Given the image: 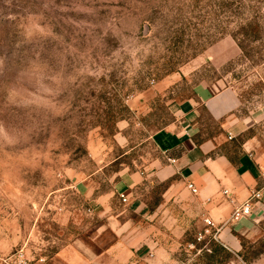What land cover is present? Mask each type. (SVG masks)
Instances as JSON below:
<instances>
[{"label":"rangeland","instance_id":"obj_1","mask_svg":"<svg viewBox=\"0 0 264 264\" xmlns=\"http://www.w3.org/2000/svg\"><path fill=\"white\" fill-rule=\"evenodd\" d=\"M214 81L264 107V0H0V264H98L114 240L78 183L125 211L124 171L179 264H264V208L233 248L157 175L171 102Z\"/></svg>","mask_w":264,"mask_h":264},{"label":"crops","instance_id":"obj_2","mask_svg":"<svg viewBox=\"0 0 264 264\" xmlns=\"http://www.w3.org/2000/svg\"><path fill=\"white\" fill-rule=\"evenodd\" d=\"M170 110L173 121L153 135L167 157L157 175L162 180L179 175L181 186L194 195L201 212L220 226L219 236L234 248L237 242L231 231L243 234L252 230L264 208V107L246 109L234 87L214 81L197 83L188 96L174 99ZM142 175L141 171H124L116 192L127 198L125 211L136 212L146 224L125 218V211L117 209L111 197L92 196L89 183H78V193L88 197L89 204L104 217L99 238L107 233L114 240L98 254V264H107L108 256L112 264H129L130 259L131 264H179L173 257L171 234L161 230L158 213L148 208L140 192ZM169 190L174 191L175 186ZM255 192L262 196L251 200L252 213L231 221L234 209ZM180 230L179 234L186 231L185 227ZM181 237H174L173 243Z\"/></svg>","mask_w":264,"mask_h":264},{"label":"built area","instance_id":"obj_3","mask_svg":"<svg viewBox=\"0 0 264 264\" xmlns=\"http://www.w3.org/2000/svg\"><path fill=\"white\" fill-rule=\"evenodd\" d=\"M188 187L194 192V193H197V188L194 186L193 183H189L188 184ZM227 191H225L226 193ZM261 194L260 192H255L251 199L246 201L244 204L240 205L239 207L235 208L234 211L232 212V215L230 217V220L231 221H239L241 220L243 217L245 216H248L252 213V203H251V200L252 199H257V200H260L261 199ZM121 198L123 199V201H126L127 198L125 197L124 194H121ZM206 223L208 226H215V223L209 219V218H206Z\"/></svg>","mask_w":264,"mask_h":264}]
</instances>
